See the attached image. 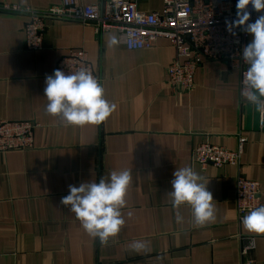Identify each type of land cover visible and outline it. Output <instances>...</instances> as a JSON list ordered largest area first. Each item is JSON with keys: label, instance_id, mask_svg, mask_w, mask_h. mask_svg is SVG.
<instances>
[{"label": "crops", "instance_id": "obj_1", "mask_svg": "<svg viewBox=\"0 0 264 264\" xmlns=\"http://www.w3.org/2000/svg\"><path fill=\"white\" fill-rule=\"evenodd\" d=\"M83 5L103 0H79ZM162 13L163 0H126ZM60 0H0L37 11ZM23 15L0 12V121L36 124L33 147L0 154V264H264V235L245 231L235 204L237 177L259 184L264 205V129L258 111L239 100L240 75L225 62L201 59L187 94L174 93L167 68L175 50L167 39L129 51L114 31L47 21L39 51L25 49ZM87 53L105 98L116 105L99 125L67 126L46 113V77L70 50ZM237 166L201 168L200 144L236 152ZM192 166L209 181L216 219L196 226L191 210L176 211L167 195L176 168ZM130 169L125 226L105 245L90 237L60 204L69 185L107 179ZM216 201V202H215ZM131 212V218L128 213ZM145 241L139 251L133 241Z\"/></svg>", "mask_w": 264, "mask_h": 264}, {"label": "built area", "instance_id": "obj_2", "mask_svg": "<svg viewBox=\"0 0 264 264\" xmlns=\"http://www.w3.org/2000/svg\"><path fill=\"white\" fill-rule=\"evenodd\" d=\"M237 0H163L162 13L139 11L134 2L103 0L101 4L83 5L79 0H60L59 4L37 11L28 7L0 5V12L26 16L25 49L39 51L47 21L76 22L91 25L96 33L114 31L119 42L129 51L146 50L159 39H167L175 50V58L167 68V81L176 94H187L193 88V76L201 59L225 62L240 75L239 100L243 74L247 65L242 60V48L252 36L241 29L236 35L227 31V22L237 18ZM251 20L259 15L251 9ZM79 67H87L94 74L84 50H70L55 66L66 75ZM54 71L52 75L54 74ZM258 125L264 129V119L258 112ZM36 124L31 122L0 121V154L26 152L33 147ZM242 140L236 152L210 144H200L193 152V161L201 168L237 166ZM262 192L254 181L237 177L234 204L239 221L251 208L261 205ZM242 264H253L243 259Z\"/></svg>", "mask_w": 264, "mask_h": 264}, {"label": "clouds", "instance_id": "obj_3", "mask_svg": "<svg viewBox=\"0 0 264 264\" xmlns=\"http://www.w3.org/2000/svg\"><path fill=\"white\" fill-rule=\"evenodd\" d=\"M251 9L264 12V0H237V18L227 22V31L236 35L234 29H241L252 36L242 48V60L247 65L243 74L240 95L244 101L255 106L264 119V15L251 20ZM45 111L59 117L67 126L99 125L115 111L116 105L105 98L103 87L87 67H79L67 75L57 69L45 80ZM207 181L192 166L176 168L171 180L172 190L167 193L176 211V222L182 223L183 216L178 211L182 206L191 210V218L196 226H204L216 219V204L208 190ZM132 184L130 169L112 170L107 179L99 182L84 181L69 185V194L62 197L60 204L74 213L83 230L92 238L107 244L125 226L123 210L127 206V196ZM216 202V201H215ZM132 213L128 216L131 218ZM245 231L264 235V205L248 210L241 221ZM146 247V242L131 243L134 251Z\"/></svg>", "mask_w": 264, "mask_h": 264}]
</instances>
